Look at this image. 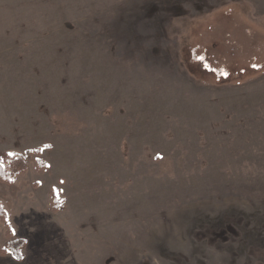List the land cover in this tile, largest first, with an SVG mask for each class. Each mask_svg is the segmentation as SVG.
Wrapping results in <instances>:
<instances>
[{
  "label": "rangeland",
  "instance_id": "rangeland-1",
  "mask_svg": "<svg viewBox=\"0 0 264 264\" xmlns=\"http://www.w3.org/2000/svg\"><path fill=\"white\" fill-rule=\"evenodd\" d=\"M4 153L0 264H264V0H0Z\"/></svg>",
  "mask_w": 264,
  "mask_h": 264
},
{
  "label": "trees",
  "instance_id": "trees-1",
  "mask_svg": "<svg viewBox=\"0 0 264 264\" xmlns=\"http://www.w3.org/2000/svg\"><path fill=\"white\" fill-rule=\"evenodd\" d=\"M26 166L27 165L25 159L20 155H9L6 153L2 154L0 162V183H11L15 177L23 174ZM0 218H3V215L1 213ZM20 248L21 244L19 246H13L12 244L11 246V243H8L2 251H9L18 258Z\"/></svg>",
  "mask_w": 264,
  "mask_h": 264
}]
</instances>
